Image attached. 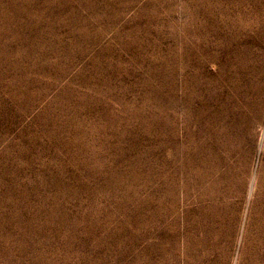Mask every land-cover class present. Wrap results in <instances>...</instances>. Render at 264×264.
Listing matches in <instances>:
<instances>
[{
  "label": "rangeland",
  "instance_id": "rangeland-1",
  "mask_svg": "<svg viewBox=\"0 0 264 264\" xmlns=\"http://www.w3.org/2000/svg\"><path fill=\"white\" fill-rule=\"evenodd\" d=\"M0 264H264V0H0Z\"/></svg>",
  "mask_w": 264,
  "mask_h": 264
}]
</instances>
